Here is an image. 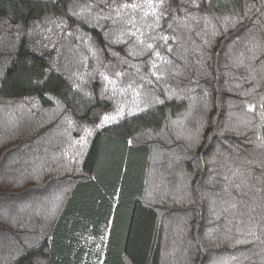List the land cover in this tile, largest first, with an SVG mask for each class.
Wrapping results in <instances>:
<instances>
[{"label": "trees", "instance_id": "1", "mask_svg": "<svg viewBox=\"0 0 264 264\" xmlns=\"http://www.w3.org/2000/svg\"><path fill=\"white\" fill-rule=\"evenodd\" d=\"M154 6L0 0V264H264V0Z\"/></svg>", "mask_w": 264, "mask_h": 264}, {"label": "snow or ice", "instance_id": "2", "mask_svg": "<svg viewBox=\"0 0 264 264\" xmlns=\"http://www.w3.org/2000/svg\"><path fill=\"white\" fill-rule=\"evenodd\" d=\"M146 2L148 3V5H149V7H151L152 8V11H153V13H155V6H154V0H146ZM161 2H162V0H161ZM121 7H124V8H131V9H133V10H135V9H137L138 7H139V5H137L136 3H131V4H123V5H121ZM145 15H147V13H145ZM128 23L129 24H132L133 23V21L132 20H129L128 21ZM132 35H135V33H132ZM141 35H142V33H141ZM163 39H165V40H167V37H164ZM142 42V41H141ZM147 48L148 49H152L153 48V45L152 44H147ZM157 56H159L160 54H159V52H156L155 53ZM154 67H155V65H154ZM119 115H122V112H118L117 113V116H119ZM117 116H109V115H105L104 117H103V122L104 123H108V122H110V121H113V120H115L116 118H117ZM83 139V138H82Z\"/></svg>", "mask_w": 264, "mask_h": 264}]
</instances>
